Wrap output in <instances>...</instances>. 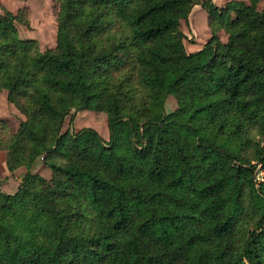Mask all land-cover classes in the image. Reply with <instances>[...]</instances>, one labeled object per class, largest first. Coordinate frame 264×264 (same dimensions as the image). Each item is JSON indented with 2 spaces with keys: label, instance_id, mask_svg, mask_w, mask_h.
Listing matches in <instances>:
<instances>
[{
  "label": "trees",
  "instance_id": "obj_1",
  "mask_svg": "<svg viewBox=\"0 0 264 264\" xmlns=\"http://www.w3.org/2000/svg\"><path fill=\"white\" fill-rule=\"evenodd\" d=\"M54 1L44 50L25 8L0 12L21 116L0 117V151L24 168L0 189V264H264V0ZM195 5L210 36L188 52ZM84 110L107 140L71 127Z\"/></svg>",
  "mask_w": 264,
  "mask_h": 264
},
{
  "label": "rangeland",
  "instance_id": "obj_2",
  "mask_svg": "<svg viewBox=\"0 0 264 264\" xmlns=\"http://www.w3.org/2000/svg\"><path fill=\"white\" fill-rule=\"evenodd\" d=\"M217 3V0H212ZM219 3V1H218ZM2 8H6L13 13H16L19 9H26L27 17L29 19L30 26L26 27L21 23H16L19 36L21 38H33L39 42V46L42 50L55 46L56 43V14H57V3L54 0H0V12ZM190 27L194 33L202 38L203 34L206 33V18L199 14H194L191 17ZM191 34V33H190ZM189 34V35H190ZM226 35L222 34V38L225 39ZM185 43L189 44L188 39L184 40ZM186 45V44H185ZM188 46V45H187ZM175 100L172 96L168 97L166 101V110L170 111L175 107ZM12 108L8 106L9 110V121L12 128L15 130L18 127L21 116ZM69 127V118L65 119L63 124V130ZM74 130H78L83 127H91L98 131V133L104 138L108 139L107 119L105 112H95L90 110H84L78 112L73 120L72 126ZM20 173L18 178L21 177L24 172V168L17 170ZM35 171L42 176L48 178L50 176V170L44 168L40 162L35 166ZM0 181V189L4 192L12 193L16 190L18 180L14 176L9 181Z\"/></svg>",
  "mask_w": 264,
  "mask_h": 264
},
{
  "label": "crops",
  "instance_id": "obj_3",
  "mask_svg": "<svg viewBox=\"0 0 264 264\" xmlns=\"http://www.w3.org/2000/svg\"><path fill=\"white\" fill-rule=\"evenodd\" d=\"M218 1H219V3H218ZM226 1H228V0H217V3L216 2H214V3L220 5V4H222V3L226 2ZM196 13L199 14V15H201L202 17L206 18V23H207V13H206V11L203 8H201L199 5H195L191 9V12H190V14L188 16L189 26H191L190 25L191 17L194 14H196ZM190 31H191L190 32L191 34L190 35L188 34L189 36L187 38V39H190V42H188L189 44H187L184 41V44H186L185 47H186V50L188 52H193V51L199 50L202 47V45L205 42V40L210 36V30H209L208 25H207V27H206V33L203 34L202 38H199L194 33V31H193V29L191 27H190ZM222 34H224V32H220L219 33V37H220V39L222 41H225L226 40V37H225V39H223L222 38ZM8 106H10V105L6 101L5 94L3 92H0V117H2V118H8V119L10 118L9 117ZM12 108H14V107H12ZM17 170H19V169H17ZM17 170H15L12 173H10L8 171V169L6 168V164H5V154H4V152L0 151V181L2 179H5L4 181H9L12 176H14L16 179H19L18 178V175L20 173H17V172H19ZM16 185H18V184L16 183Z\"/></svg>",
  "mask_w": 264,
  "mask_h": 264
}]
</instances>
